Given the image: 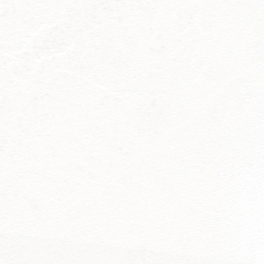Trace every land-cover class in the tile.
I'll list each match as a JSON object with an SVG mask.
<instances>
[{
    "label": "snow or ice",
    "instance_id": "1",
    "mask_svg": "<svg viewBox=\"0 0 264 264\" xmlns=\"http://www.w3.org/2000/svg\"><path fill=\"white\" fill-rule=\"evenodd\" d=\"M0 264H264V0H0Z\"/></svg>",
    "mask_w": 264,
    "mask_h": 264
}]
</instances>
